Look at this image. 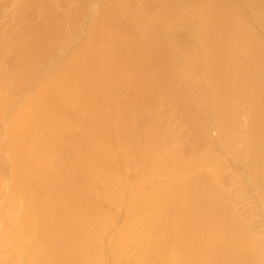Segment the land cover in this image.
<instances>
[{"label":"bare ground","instance_id":"obj_1","mask_svg":"<svg viewBox=\"0 0 264 264\" xmlns=\"http://www.w3.org/2000/svg\"><path fill=\"white\" fill-rule=\"evenodd\" d=\"M0 264H264V0H0Z\"/></svg>","mask_w":264,"mask_h":264}]
</instances>
